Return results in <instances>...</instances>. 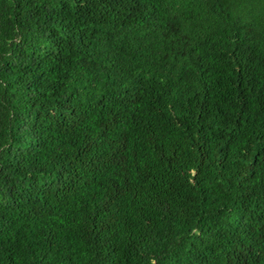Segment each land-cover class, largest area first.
I'll use <instances>...</instances> for the list:
<instances>
[{
	"label": "trees",
	"instance_id": "16d2710c",
	"mask_svg": "<svg viewBox=\"0 0 264 264\" xmlns=\"http://www.w3.org/2000/svg\"><path fill=\"white\" fill-rule=\"evenodd\" d=\"M0 264H264V0H0Z\"/></svg>",
	"mask_w": 264,
	"mask_h": 264
}]
</instances>
